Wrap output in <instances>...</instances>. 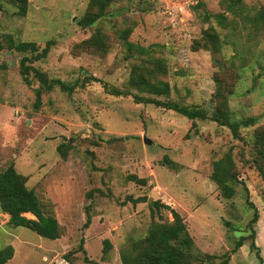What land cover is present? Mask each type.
<instances>
[{"label":"rangeland","instance_id":"374dc122","mask_svg":"<svg viewBox=\"0 0 264 264\" xmlns=\"http://www.w3.org/2000/svg\"><path fill=\"white\" fill-rule=\"evenodd\" d=\"M16 11L2 0L0 171L12 165L25 177L61 235L51 240L13 227L0 211V249H14L7 264H67V257L121 264L128 240L172 221L155 201L176 210L196 251L213 257L194 264H264V175L254 151L264 128V0H106L103 8L92 0H28L25 16ZM94 15L93 24H82ZM7 36L33 41L38 52L47 46L44 58L25 63L74 88L56 85L35 107L39 83L32 72L28 82L20 74L30 52L7 48ZM134 67L168 92L130 81ZM104 83L128 94H110ZM133 95L208 116L188 119ZM217 109L251 123L232 135L211 120ZM227 153L231 198L211 179L213 162ZM104 239L111 243L105 251Z\"/></svg>","mask_w":264,"mask_h":264},{"label":"trees","instance_id":"16d2710c","mask_svg":"<svg viewBox=\"0 0 264 264\" xmlns=\"http://www.w3.org/2000/svg\"><path fill=\"white\" fill-rule=\"evenodd\" d=\"M9 1L16 6V14L18 16L26 15L28 0ZM92 1H99L101 8L106 4V0ZM1 4L2 0H0V8ZM261 18L264 19V12H262ZM96 19L97 16L95 15L86 17L82 24L89 26L93 24ZM6 44L7 48L10 50L25 54L26 52H30V56H24L20 61V74L23 80L28 82L29 75L32 72L33 77L39 83V86L35 89V107H38L40 104L41 94L50 91L56 85L65 92H70L72 88H74L75 84L71 87L66 82L58 79H49L43 72L25 63L26 61L31 62L32 60L44 58L48 51L47 46L42 51L38 52V47L33 41H14L10 36H7ZM158 62H161V60L158 59ZM136 71H139V69L134 67L130 74V81L144 84L150 93L158 94L168 92V85L166 83H151L149 80L138 75ZM89 80L99 81L95 77H90ZM104 88L108 93L115 96L128 94L127 91L108 87L105 83ZM133 97H135V95H133ZM134 99L137 102L153 103L158 106H163L166 109H172L188 119H206L208 116L204 110L189 109L178 104L164 103L155 98L135 97ZM230 116V113L227 114L224 111L220 112L219 109H217L215 113H212L210 118L219 125L228 127L232 135L236 134L238 128L247 127L251 123V121H245L241 125L238 121H232ZM255 135L256 145L254 144V151L258 157V159H255V162L258 165L259 171L264 175V128L258 130ZM58 149L60 148L58 147ZM61 154L65 157L66 151L61 150ZM232 167L233 162L228 153L213 162L211 179L216 183L222 196L225 198H231L234 195L233 182L235 176L232 173ZM129 179L140 184L145 183L144 179H139L136 175H130ZM154 205L168 209L172 215V221L157 222L148 229L144 236L128 240L120 250L121 264H194L197 261L201 262L204 258H213L211 255L196 251L193 238L189 234L183 218L176 210L158 201H155ZM0 211L9 216L8 223L13 227H26L39 236L51 240L58 239L61 235V228L56 218L50 212L46 211L37 194L26 186L25 177L18 173L12 165L0 171ZM26 214L31 215L33 218L26 217ZM256 218L257 213L255 212L252 221H255ZM89 223L90 218L87 217L84 226L88 227ZM103 245V250L106 247H111V243L108 239L103 240ZM241 245L242 242L238 241L236 247ZM250 245L252 248L256 247L254 242ZM13 253L14 249L12 245L1 248L0 264H7L13 257ZM257 258L261 261L259 253H257ZM227 263L228 258H225L218 264ZM67 264H74V262L67 257Z\"/></svg>","mask_w":264,"mask_h":264},{"label":"water","instance_id":"95a60500","mask_svg":"<svg viewBox=\"0 0 264 264\" xmlns=\"http://www.w3.org/2000/svg\"><path fill=\"white\" fill-rule=\"evenodd\" d=\"M144 142L150 143L149 139H147V138H144ZM150 201H151V199H150Z\"/></svg>","mask_w":264,"mask_h":264}]
</instances>
